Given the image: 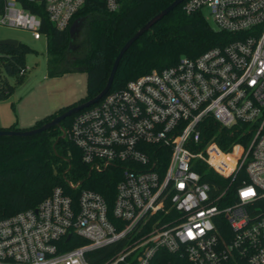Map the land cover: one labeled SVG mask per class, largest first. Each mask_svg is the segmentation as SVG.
<instances>
[{
    "label": "built area",
    "instance_id": "built-area-1",
    "mask_svg": "<svg viewBox=\"0 0 264 264\" xmlns=\"http://www.w3.org/2000/svg\"><path fill=\"white\" fill-rule=\"evenodd\" d=\"M22 1L0 0V26L40 40L41 18ZM26 1L63 30L87 0ZM119 1L104 3L115 11ZM183 9H206L232 39L129 80L63 129L89 172L120 168L111 215L99 192L82 188L74 202L54 187L0 219V264H91L115 243L100 264H264V0H185ZM227 135L237 138L224 149ZM210 172L221 180L205 181Z\"/></svg>",
    "mask_w": 264,
    "mask_h": 264
},
{
    "label": "trees",
    "instance_id": "trees-1",
    "mask_svg": "<svg viewBox=\"0 0 264 264\" xmlns=\"http://www.w3.org/2000/svg\"><path fill=\"white\" fill-rule=\"evenodd\" d=\"M119 2L117 10L108 11L104 0H87L84 7L75 14L70 26L63 30H57L48 21L43 4L26 0L21 2L23 7L41 18L40 32L47 38L49 77H60L77 71L86 73L87 91L83 98L35 121L30 128L42 126L61 112L99 93L107 81L119 49L145 22L173 0ZM76 20H79V24L70 33L71 25ZM231 39L230 33L214 29L201 11L187 14L181 3L127 48L116 68L109 92L124 88L129 80L152 70L161 71L164 67L174 65L182 56L196 58L213 46L224 45ZM30 51L27 45L20 42L17 46H0V72L21 81L24 76L18 72L25 67V54ZM0 79V100H3L13 92V87L2 77ZM76 114L61 120L59 127L54 126L26 138L0 136V219L35 208L57 186L72 196L74 202L82 188L99 192L111 215L115 187L121 176L120 168L113 166L102 172H89V167L82 161L80 150L66 137L60 138L62 130ZM0 129L23 130L15 123ZM236 138L227 135V143L221 146L227 149V145ZM203 179L209 183L221 180L211 172ZM240 180L241 177L237 178L230 186L234 188ZM80 181L82 183L76 189L68 184ZM82 243L85 241L77 240L68 247ZM118 247L119 243H115L98 249L93 253L96 260L91 264H100L116 252Z\"/></svg>",
    "mask_w": 264,
    "mask_h": 264
},
{
    "label": "rangeland",
    "instance_id": "rangeland-1",
    "mask_svg": "<svg viewBox=\"0 0 264 264\" xmlns=\"http://www.w3.org/2000/svg\"><path fill=\"white\" fill-rule=\"evenodd\" d=\"M202 12L203 16L208 13L206 9ZM210 24L214 25L212 22ZM8 38L27 45L31 51L25 54V66L28 69L21 81H17L15 76L1 72L2 78L13 87V92L8 98L0 100V116L16 121L18 117L23 119L39 114L41 117L35 120L37 121L86 95L85 72L66 73L56 79L49 77L45 38L36 40L27 30L0 26V40Z\"/></svg>",
    "mask_w": 264,
    "mask_h": 264
},
{
    "label": "water",
    "instance_id": "water-1",
    "mask_svg": "<svg viewBox=\"0 0 264 264\" xmlns=\"http://www.w3.org/2000/svg\"><path fill=\"white\" fill-rule=\"evenodd\" d=\"M184 1L185 0H173V2L170 5H168L164 9L160 10L159 13L152 16L147 22L144 23V25L142 27H140L133 35H131V37L127 40V42H125V44L119 49L118 54L116 55V57L112 63L109 76L107 78V81H106L103 89L99 93L94 95L93 98L88 99V100L83 101V102H80L77 105H74V106L68 108L67 110L61 112V114H58L55 117L51 118L49 121L44 122V124L40 127L27 128L25 130L0 129V136H7V137L17 136V137L26 138L27 136H30V135L42 133L51 127H54V126L59 127L61 125V123H60L61 120L65 119L66 117L71 116L73 114H76V113H78V111H80L84 108H88V107L93 106L96 102H98L103 96H105L110 91L111 84L113 82L115 73L117 71L116 68H117L121 58L125 54L127 48L132 43H134L136 40H138L141 37V35L144 34V32H146L154 24L159 22L163 16H165L167 13H169L170 11L177 8V6L181 3H183ZM78 24H79V20H76L75 23L70 28V33H72L76 29ZM18 44H19V41L16 39L8 38V39L0 40V46H8V45L17 46ZM64 136L65 135H64V132L62 130L60 138L64 137ZM81 183H82V181L78 182L77 184L80 186Z\"/></svg>",
    "mask_w": 264,
    "mask_h": 264
},
{
    "label": "crops",
    "instance_id": "crops-1",
    "mask_svg": "<svg viewBox=\"0 0 264 264\" xmlns=\"http://www.w3.org/2000/svg\"><path fill=\"white\" fill-rule=\"evenodd\" d=\"M43 38H45V36H42ZM46 39V43H47V38ZM65 75V74H63ZM63 75H60V77H62ZM60 77H51L53 79H56V78H60ZM76 102L73 101L72 103ZM39 114H34L30 117L27 116V118H23V119H20V117H18L16 119V121L12 120V119H9V118H3L2 116H0V128H8L10 127V125L12 124H17V126L20 128V129H27L28 127H31L33 125V122L38 119L39 117L41 116H38Z\"/></svg>",
    "mask_w": 264,
    "mask_h": 264
},
{
    "label": "snow or ice",
    "instance_id": "snow-or-ice-1",
    "mask_svg": "<svg viewBox=\"0 0 264 264\" xmlns=\"http://www.w3.org/2000/svg\"><path fill=\"white\" fill-rule=\"evenodd\" d=\"M253 194H254V192L251 189H249V190H247L246 192L243 193V196L248 197V196H251Z\"/></svg>",
    "mask_w": 264,
    "mask_h": 264
}]
</instances>
